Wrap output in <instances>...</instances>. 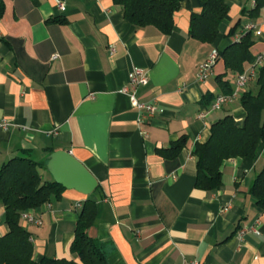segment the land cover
Instances as JSON below:
<instances>
[{"label": "crops", "instance_id": "0c3cea01", "mask_svg": "<svg viewBox=\"0 0 264 264\" xmlns=\"http://www.w3.org/2000/svg\"><path fill=\"white\" fill-rule=\"evenodd\" d=\"M3 1L0 124L8 126L0 127V167L22 152L46 162L50 154L68 151L98 182L89 196L66 189L51 208L31 210L41 225L22 219L34 259L74 258L77 205L90 198L98 206L90 235L105 246L108 264H264V210L250 192L264 167V145L253 159L226 160L215 191L196 188L193 155L226 115L244 124L240 98L254 87L212 111L216 96L225 93L217 78L227 73L234 88L237 75L220 59L212 77L199 82V66L215 49L235 42L248 22L257 25L249 32L253 55H264V9L253 17L247 13L255 0H226L229 13L207 44L189 36L200 0L182 3L170 35L135 27L113 0ZM137 68L149 77L138 99L157 106L150 121L142 120L122 92ZM181 137L185 148L167 159L163 151ZM41 174L53 180L46 168ZM244 227L255 232L240 239ZM8 231L0 205V236Z\"/></svg>", "mask_w": 264, "mask_h": 264}, {"label": "trees", "instance_id": "16d2710c", "mask_svg": "<svg viewBox=\"0 0 264 264\" xmlns=\"http://www.w3.org/2000/svg\"><path fill=\"white\" fill-rule=\"evenodd\" d=\"M124 10L125 18L137 28L154 27L164 35L174 29V17L185 0H113ZM201 11L192 13L189 36L202 43L212 44L221 23L229 13L226 0H200ZM264 9V0H255L254 8L247 14L258 16ZM5 3L0 0V18L4 15ZM246 12V11H245ZM238 22L230 31L235 34ZM251 33H244L239 41L219 51L227 72L239 75L255 60ZM227 74V73H226ZM226 74L217 79L225 95L234 88ZM251 90H245L240 98L246 112L245 122L238 125L229 114L211 126V136L206 143H198L193 155L197 159L196 188L215 191L222 185L221 167L226 160L253 159L264 145V65ZM187 144L181 137L170 149L163 151L167 159H176ZM46 162L33 160L30 153L22 152L0 167V205L5 208L7 234L0 236V264H108L105 246L90 235L98 220L97 203L86 199L76 223L75 236L70 246L73 259H34V244L29 231L22 225V215L51 203L66 190L54 180H45L41 171ZM251 194L257 206L264 210V167L254 180Z\"/></svg>", "mask_w": 264, "mask_h": 264}, {"label": "built area", "instance_id": "2783aa9c", "mask_svg": "<svg viewBox=\"0 0 264 264\" xmlns=\"http://www.w3.org/2000/svg\"><path fill=\"white\" fill-rule=\"evenodd\" d=\"M59 8L61 10H64L65 6L64 4L60 3ZM257 29V25L255 23H245L241 30L236 33L235 40L239 41L241 36L244 33L253 32ZM111 52H114V49L111 48ZM220 54L217 49H215L211 55L208 57V59L202 63L199 66L198 73H197V79L199 82H206L209 78L212 77L214 73V67L217 64L219 60ZM264 65V55H258L256 56L253 63L250 65V67L243 73L236 76L234 80V91L231 95H224L220 94L216 96L214 99L211 110H221L223 106L230 100L238 97L240 93L247 88L250 84L254 83L258 76H259V70ZM149 82V77L147 73L142 69H134L129 77L128 84L122 89V92L126 94L131 102V105L133 108H135L137 111L143 113L142 114V120L144 121H150L155 117L157 114V106L156 104L152 102H142L137 97V91L140 87L146 86ZM8 124L6 121H3L0 124V127L7 128ZM49 208H51V204H46ZM82 204H78L77 208L81 209ZM22 219L29 223H36L37 225H41L42 221L37 220L34 218L32 213L30 211L24 213L22 215ZM255 232L253 227H244L241 228L238 232V237L240 239H243L246 234L249 232ZM187 264H200L197 260L189 261Z\"/></svg>", "mask_w": 264, "mask_h": 264}, {"label": "water", "instance_id": "95a60500", "mask_svg": "<svg viewBox=\"0 0 264 264\" xmlns=\"http://www.w3.org/2000/svg\"><path fill=\"white\" fill-rule=\"evenodd\" d=\"M53 180L67 190L91 195L98 187L95 177L68 151H56L49 155L46 165Z\"/></svg>", "mask_w": 264, "mask_h": 264}]
</instances>
